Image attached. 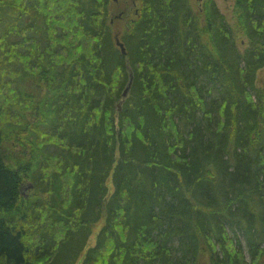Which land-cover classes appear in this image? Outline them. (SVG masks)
Here are the masks:
<instances>
[{
  "label": "trees",
  "instance_id": "obj_1",
  "mask_svg": "<svg viewBox=\"0 0 264 264\" xmlns=\"http://www.w3.org/2000/svg\"><path fill=\"white\" fill-rule=\"evenodd\" d=\"M232 1L118 30L110 0H0V264H260L264 0Z\"/></svg>",
  "mask_w": 264,
  "mask_h": 264
},
{
  "label": "rangeland",
  "instance_id": "obj_2",
  "mask_svg": "<svg viewBox=\"0 0 264 264\" xmlns=\"http://www.w3.org/2000/svg\"><path fill=\"white\" fill-rule=\"evenodd\" d=\"M194 3H197L198 0H192ZM116 5L111 4V20L112 26L115 29H120L121 27H125V25L129 24V22H132L136 19L135 12L139 13L140 9V0H117ZM135 2V6H133V3ZM218 10L229 20L231 21L232 14H233V1L232 0H214ZM120 12H124V16L122 20H117V16ZM244 40V39H243ZM241 49H243L244 46L239 45ZM257 85L261 88H264V69H262L258 75H257ZM108 186L110 192L113 190V186L111 183V180H108ZM98 226L94 229L93 235L89 241V245H94V237L97 232ZM242 247L245 253L246 262L250 263V256L248 254V250L244 242H242ZM260 264H264V255L260 261Z\"/></svg>",
  "mask_w": 264,
  "mask_h": 264
},
{
  "label": "water",
  "instance_id": "obj_3",
  "mask_svg": "<svg viewBox=\"0 0 264 264\" xmlns=\"http://www.w3.org/2000/svg\"><path fill=\"white\" fill-rule=\"evenodd\" d=\"M114 1H116V0H114ZM115 40H116V42H115L116 46L120 49L121 54L125 55L126 53H125V49L123 47V44L117 38ZM131 82H132V79H130V81H129V83H128V85H127V87H126V89H125V91L123 93V97L127 96L128 92L130 90Z\"/></svg>",
  "mask_w": 264,
  "mask_h": 264
},
{
  "label": "flooded vegetation",
  "instance_id": "obj_4",
  "mask_svg": "<svg viewBox=\"0 0 264 264\" xmlns=\"http://www.w3.org/2000/svg\"><path fill=\"white\" fill-rule=\"evenodd\" d=\"M111 2H110V7H111V4L114 6V5H116L118 2L117 1H114V0H110ZM133 6H135V2L133 3ZM110 13H111V8H110ZM138 14L139 13H136L135 12V16L137 17L138 16ZM123 16H124V12H120L119 14H118V16H117V20H122V18H123ZM112 22H113V20H111L110 21V23L112 24Z\"/></svg>",
  "mask_w": 264,
  "mask_h": 264
},
{
  "label": "bare ground",
  "instance_id": "obj_5",
  "mask_svg": "<svg viewBox=\"0 0 264 264\" xmlns=\"http://www.w3.org/2000/svg\"><path fill=\"white\" fill-rule=\"evenodd\" d=\"M53 9L55 8V7H52ZM125 91V90H124ZM123 98H125V97H123Z\"/></svg>",
  "mask_w": 264,
  "mask_h": 264
}]
</instances>
